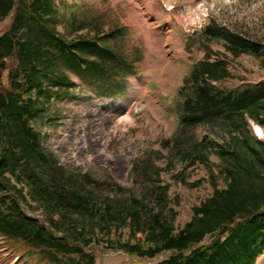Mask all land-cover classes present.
I'll return each mask as SVG.
<instances>
[{
	"label": "trees",
	"instance_id": "1",
	"mask_svg": "<svg viewBox=\"0 0 264 264\" xmlns=\"http://www.w3.org/2000/svg\"><path fill=\"white\" fill-rule=\"evenodd\" d=\"M9 15L12 20L0 35V237L7 248L25 264H96L95 253L87 249L93 243L138 257L169 252L158 264H256L264 253V139L244 129L221 141L212 129L219 119L234 116L240 117L241 127L251 120L264 128V80L243 89L223 87L220 81L231 72L224 59L211 61L208 56L194 63L178 89L182 106L171 153L181 148L184 162L203 164L213 188L178 228L174 212L181 197L172 195L164 183L155 186L156 209L136 197L117 207L90 191L83 194L70 181L57 180L51 156L42 149L41 133L33 125L36 104L54 96L55 87L66 86L59 61L102 79L110 74L108 62L88 59L81 50L99 51L108 59L116 56L100 49L95 39L67 40L57 28L55 0H0V21ZM204 32L223 40L234 56L249 53L264 66L260 42L213 23ZM191 127L209 130L197 140L186 137ZM25 185L40 194L45 205L82 213V226L62 229L27 212L22 203L30 196Z\"/></svg>",
	"mask_w": 264,
	"mask_h": 264
},
{
	"label": "rangeland",
	"instance_id": "2",
	"mask_svg": "<svg viewBox=\"0 0 264 264\" xmlns=\"http://www.w3.org/2000/svg\"><path fill=\"white\" fill-rule=\"evenodd\" d=\"M55 7L57 28L67 40L95 39L116 59L81 50L88 59L108 62L110 74L102 79L58 62L57 69L68 82L55 87L54 96L38 100L33 122L41 133L43 151L51 156V170L60 182L70 181L83 194L90 191L117 207L136 197L158 209L155 186L164 183L172 195L181 197L174 213L176 226L182 228L193 207L213 188L203 164L184 162L181 148L171 153L182 106L178 89L194 63L208 56L211 61L224 59L231 72L220 81L223 87L243 89L264 80V66L254 55L234 56L223 40L204 32L213 23L264 45V0H55ZM11 20L9 15L0 21V35ZM257 125L250 120L241 127L240 117L234 116L219 119L211 129L221 141L244 129L264 139V128L260 131ZM208 130L191 127L186 137L201 140ZM146 163L148 169L142 167ZM37 170L42 171L40 166ZM24 191L30 196L23 199V206L38 219L59 223L62 229L84 223L79 211L45 205L28 185ZM124 234L127 237L129 232ZM210 240L207 237L205 242ZM102 247L93 243L87 248L95 253L96 264H158L169 256L165 252L138 257ZM0 264H25L1 237ZM256 264H264V253Z\"/></svg>",
	"mask_w": 264,
	"mask_h": 264
},
{
	"label": "bare ground",
	"instance_id": "3",
	"mask_svg": "<svg viewBox=\"0 0 264 264\" xmlns=\"http://www.w3.org/2000/svg\"><path fill=\"white\" fill-rule=\"evenodd\" d=\"M257 128L262 131V127L260 125H257Z\"/></svg>",
	"mask_w": 264,
	"mask_h": 264
}]
</instances>
